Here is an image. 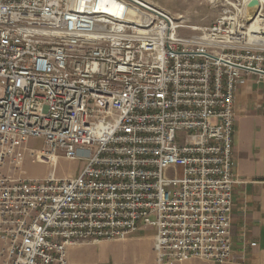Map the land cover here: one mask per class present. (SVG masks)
I'll list each match as a JSON object with an SVG mask.
<instances>
[{"label": "built area", "instance_id": "2783aa9c", "mask_svg": "<svg viewBox=\"0 0 264 264\" xmlns=\"http://www.w3.org/2000/svg\"><path fill=\"white\" fill-rule=\"evenodd\" d=\"M258 15L184 36L145 0H0V264H67L69 246L140 226L156 264L235 261L234 90L264 76V43L236 32ZM26 155L53 169L6 171ZM59 157L84 165L58 177Z\"/></svg>", "mask_w": 264, "mask_h": 264}, {"label": "crops", "instance_id": "0c3cea01", "mask_svg": "<svg viewBox=\"0 0 264 264\" xmlns=\"http://www.w3.org/2000/svg\"><path fill=\"white\" fill-rule=\"evenodd\" d=\"M233 120L236 181L230 231L236 260L191 258L175 264H264V76L241 73L234 90ZM154 234V228L140 226L125 239L71 245L67 264H156Z\"/></svg>", "mask_w": 264, "mask_h": 264}, {"label": "rangeland", "instance_id": "374dc122", "mask_svg": "<svg viewBox=\"0 0 264 264\" xmlns=\"http://www.w3.org/2000/svg\"><path fill=\"white\" fill-rule=\"evenodd\" d=\"M163 9L177 18L184 28L180 34L190 36L198 34L195 28L212 27L218 20L230 17L242 7L243 0H145ZM257 12V11H256ZM264 14V8L261 10ZM195 27V28H194ZM42 147L40 139H30L28 148L38 150ZM49 163L32 162L27 155L16 164H9L6 171L14 176H22L41 180L53 169L54 159ZM56 175L58 177L76 176L82 169V159L67 160L59 157L56 161ZM18 167L15 171L13 167ZM170 174V173H169Z\"/></svg>", "mask_w": 264, "mask_h": 264}, {"label": "bare ground", "instance_id": "6f19581e", "mask_svg": "<svg viewBox=\"0 0 264 264\" xmlns=\"http://www.w3.org/2000/svg\"><path fill=\"white\" fill-rule=\"evenodd\" d=\"M247 0H243V6L238 9V12H240L241 14H246L249 10L248 8V3H246ZM258 1V6H257V10L259 11V15L257 16V18L253 21V23L249 26L248 31H239V33L236 32V34L238 35H242L243 37L247 38L248 41H253L256 42L258 44L264 43V37L257 34L258 30L261 27L260 24V12L261 9L264 8V0H257ZM195 28V27H194Z\"/></svg>", "mask_w": 264, "mask_h": 264}, {"label": "water", "instance_id": "95a60500", "mask_svg": "<svg viewBox=\"0 0 264 264\" xmlns=\"http://www.w3.org/2000/svg\"><path fill=\"white\" fill-rule=\"evenodd\" d=\"M258 1L257 0H250L249 2H248V8H252V7H257L258 6Z\"/></svg>", "mask_w": 264, "mask_h": 264}]
</instances>
